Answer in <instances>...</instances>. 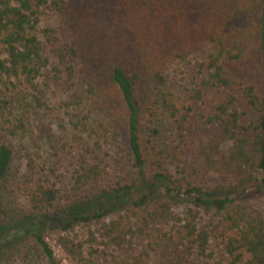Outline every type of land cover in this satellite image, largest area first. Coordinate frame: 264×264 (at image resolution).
<instances>
[{
  "label": "trees",
  "instance_id": "obj_1",
  "mask_svg": "<svg viewBox=\"0 0 264 264\" xmlns=\"http://www.w3.org/2000/svg\"><path fill=\"white\" fill-rule=\"evenodd\" d=\"M4 79L0 264H61L48 237L69 264H264V0H0ZM50 89L79 132L32 127ZM20 135L37 152L16 180Z\"/></svg>",
  "mask_w": 264,
  "mask_h": 264
},
{
  "label": "rangeland",
  "instance_id": "obj_2",
  "mask_svg": "<svg viewBox=\"0 0 264 264\" xmlns=\"http://www.w3.org/2000/svg\"><path fill=\"white\" fill-rule=\"evenodd\" d=\"M42 26L43 28H56L61 31V34L65 33V28L61 25L59 18L53 12L47 11L46 15L42 18ZM199 56V54H198ZM187 70L188 66L175 64L171 68V73L177 76V78L182 79V83L187 82ZM18 82L10 81L8 79H4L2 83H0V105L3 108V112L5 113V119L13 120L15 117L21 118V110L17 111V107L20 103L18 99ZM67 101L65 94H63L58 89H50L46 92V95L41 98L39 103L40 106H36V108L31 111L30 118L32 119V127L38 128L43 127L44 129L51 128L52 132L58 136H60V126L66 127V132H69L71 136L74 132H79L74 129L72 125H70V108L68 112H66L64 103ZM72 113V112H71ZM1 114V113H0ZM4 119H0V123H3ZM40 138L39 146L41 147L42 157L48 158L51 152V148H49V141L39 134ZM60 145H65L68 148L69 142L67 141V135H63L60 138ZM2 136L0 135V143L2 142ZM6 142L12 147L14 151L13 155V167L11 170V178L12 179H20L21 176L28 173L26 171V167L28 161L31 157H34L36 154V145L33 141L30 140L28 136L20 135L17 137H8ZM79 148V147H78ZM231 148V144H227L224 147L225 155L229 154ZM202 177L204 181H210L212 183H216L217 179L215 177L209 175L207 172H203ZM135 195L134 197H136ZM124 201H127V198H123ZM129 202V201H128ZM15 208L17 210L21 208H26L27 202L20 200L16 203ZM127 204V203H126ZM119 205V204H118ZM121 209L120 205L116 208V212H119ZM87 213V211H86ZM48 242L52 246L55 257L61 262V264H69L67 256L60 245L57 239H53L48 237ZM32 264H47V260L44 259L43 256L37 255L34 257V261Z\"/></svg>",
  "mask_w": 264,
  "mask_h": 264
}]
</instances>
